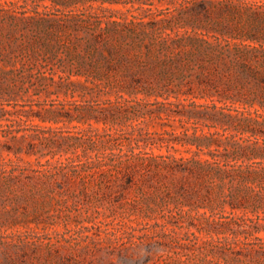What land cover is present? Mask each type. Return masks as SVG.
<instances>
[{
  "label": "rangeland",
  "instance_id": "rangeland-1",
  "mask_svg": "<svg viewBox=\"0 0 264 264\" xmlns=\"http://www.w3.org/2000/svg\"><path fill=\"white\" fill-rule=\"evenodd\" d=\"M223 4L0 0V264H153L161 251L137 247L138 237L173 229L206 236L212 220L233 211L227 205L212 216L197 209L196 226L188 220L177 226L170 215L177 205L155 193L157 178L143 184L138 174L132 184L123 181L124 190L103 172L117 161L113 153L147 159L152 169L160 156L192 157L196 136L246 127L229 117L246 116L236 109L264 113L261 97L234 103L197 81L184 84L183 73L169 68L171 51L152 40L149 52L150 40L135 37L158 22L162 31L180 29L183 49L194 51L191 39L204 25L249 30L246 16ZM127 31L132 36L125 38ZM213 139L216 149L220 137ZM207 151L201 155L209 157ZM146 223L167 226L149 230Z\"/></svg>",
  "mask_w": 264,
  "mask_h": 264
},
{
  "label": "trees",
  "instance_id": "trees-1",
  "mask_svg": "<svg viewBox=\"0 0 264 264\" xmlns=\"http://www.w3.org/2000/svg\"><path fill=\"white\" fill-rule=\"evenodd\" d=\"M223 1L226 4L222 9L246 16L250 21L249 30L237 28L234 34L230 28L204 25L201 27L204 33L195 31L196 36L191 39L196 46L194 51L183 49L187 43L180 29L162 31L158 22H152L150 30L144 27L134 31L135 37L140 42L150 40L145 42L149 52L154 45L152 40L171 51L169 68L183 73V81L187 80L184 84L191 86L197 81L205 90L211 88L234 103L253 104L261 97L264 107V0ZM130 34L127 31L123 36L127 38L132 36ZM176 69L173 71L177 72ZM236 111L246 116L229 117L237 122L236 128L246 127L239 129L238 134L228 133V127H224L222 133H215L220 137L216 149H211L216 142L215 134L196 136L192 144L197 146V151L192 157L160 156L161 161L152 169L147 159L137 162L133 157L113 153L118 156L117 161L103 171L110 173L124 190L127 188L124 180L132 184L138 174L143 184L157 178L155 193L165 205L172 202L177 205L176 213L170 211L177 219V226L182 227L179 224L186 220L196 226L194 220L202 216H191V213L201 208L209 209L212 216L222 214L227 205L233 211L243 212L236 216L232 211L220 216V220H212L214 231H206V236L196 232L180 235L173 229L165 234L152 231L138 237L140 242H134L137 247L146 244L152 248L158 246L161 251L153 264H264V140L242 136L247 131L252 132V136H264V113L258 109ZM222 137L227 140L225 148H220ZM205 148L209 157L201 155ZM185 206L190 208L183 209ZM165 216L166 213L162 217ZM207 221L210 222V218ZM155 225L167 226L155 223L146 229L153 230ZM201 225L204 227L203 222ZM203 227L198 228L199 233ZM212 232L223 236L215 238ZM147 257V261L154 260L151 255Z\"/></svg>",
  "mask_w": 264,
  "mask_h": 264
}]
</instances>
